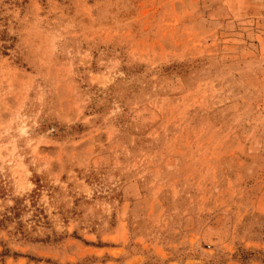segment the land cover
Masks as SVG:
<instances>
[{
	"label": "rangeland",
	"instance_id": "rangeland-1",
	"mask_svg": "<svg viewBox=\"0 0 264 264\" xmlns=\"http://www.w3.org/2000/svg\"><path fill=\"white\" fill-rule=\"evenodd\" d=\"M0 264H264V0H0Z\"/></svg>",
	"mask_w": 264,
	"mask_h": 264
}]
</instances>
